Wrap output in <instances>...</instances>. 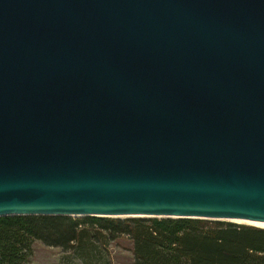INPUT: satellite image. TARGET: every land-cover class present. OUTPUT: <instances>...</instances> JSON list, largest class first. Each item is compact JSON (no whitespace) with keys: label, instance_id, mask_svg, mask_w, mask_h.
<instances>
[{"label":"water","instance_id":"water-1","mask_svg":"<svg viewBox=\"0 0 264 264\" xmlns=\"http://www.w3.org/2000/svg\"><path fill=\"white\" fill-rule=\"evenodd\" d=\"M8 216L264 224V0H0Z\"/></svg>","mask_w":264,"mask_h":264},{"label":"trees","instance_id":"trees-1","mask_svg":"<svg viewBox=\"0 0 264 264\" xmlns=\"http://www.w3.org/2000/svg\"><path fill=\"white\" fill-rule=\"evenodd\" d=\"M131 243L132 264H264V228L223 221L62 216L0 217V264H29L41 242L83 264H113Z\"/></svg>","mask_w":264,"mask_h":264},{"label":"rangeland","instance_id":"rangeland-1","mask_svg":"<svg viewBox=\"0 0 264 264\" xmlns=\"http://www.w3.org/2000/svg\"><path fill=\"white\" fill-rule=\"evenodd\" d=\"M83 218V217H72ZM132 217L113 218L125 220ZM248 224V223H243ZM252 226V225H251ZM262 227V226H259ZM264 228V227H262ZM131 243L123 240L120 246L112 245L111 251L116 253L113 264H132L131 254L128 249ZM29 264H83L80 260L72 256L71 252H66L61 248L48 247L41 242H37L34 246V256Z\"/></svg>","mask_w":264,"mask_h":264},{"label":"bare ground","instance_id":"bare-ground-1","mask_svg":"<svg viewBox=\"0 0 264 264\" xmlns=\"http://www.w3.org/2000/svg\"><path fill=\"white\" fill-rule=\"evenodd\" d=\"M235 222H236V223H248L249 225H255L256 227H259V226L264 227V224H260V223H251V222L239 221V220H237V221H235ZM262 227H260V228H262Z\"/></svg>","mask_w":264,"mask_h":264}]
</instances>
